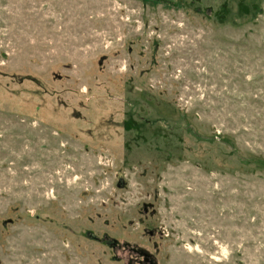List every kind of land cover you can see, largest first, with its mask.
Masks as SVG:
<instances>
[{"label": "rangeland", "instance_id": "rangeland-1", "mask_svg": "<svg viewBox=\"0 0 264 264\" xmlns=\"http://www.w3.org/2000/svg\"><path fill=\"white\" fill-rule=\"evenodd\" d=\"M0 264H264V0H0Z\"/></svg>", "mask_w": 264, "mask_h": 264}]
</instances>
